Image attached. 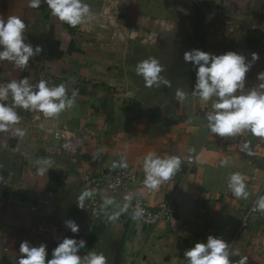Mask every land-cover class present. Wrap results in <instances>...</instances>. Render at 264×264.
<instances>
[{
	"label": "crops",
	"instance_id": "obj_1",
	"mask_svg": "<svg viewBox=\"0 0 264 264\" xmlns=\"http://www.w3.org/2000/svg\"><path fill=\"white\" fill-rule=\"evenodd\" d=\"M147 1L83 0L91 17L71 27L53 16L44 0L36 9L29 0H0V19L19 17L27 41L43 48L24 68L0 61V83L27 77L33 85L41 80L49 87L64 83L69 97L76 93L72 107L53 117L17 107L19 122L0 131V264H18L21 241L45 243L50 255L60 239L73 235L85 239L87 249L103 252L107 264H187L178 241L192 233H198L199 242L220 236L230 250L248 258L247 264H264V211L249 210L264 196V139L248 133L221 138L208 130L206 113L213 101L191 94L195 70L175 58L177 43L160 65L164 78L183 82L181 87H148L154 96L144 100L132 70L134 52L150 48L137 43L136 35L149 28L156 32L159 27L151 18H168L174 10L176 21L161 31L159 46L182 28L196 36L190 49L217 55L235 51L249 60L256 52L259 59L246 74L250 89L258 83L256 74L264 71V0H164L158 2L163 10L152 9ZM128 31H135V37ZM178 90L186 93L184 99ZM17 128L25 135H16ZM55 131L62 137L55 139ZM245 140L249 149L241 151ZM149 153L181 160L175 174L156 189L144 185L143 160ZM41 159L49 163L38 164ZM223 160L226 166H221ZM121 164L135 170L136 180L117 193L103 191L104 212L91 223L85 203L77 206L86 179L112 175ZM236 172L244 179L248 199L228 188V178ZM135 192L152 208L170 203L175 215L157 226L141 223L129 211ZM42 199L48 201L42 215L29 210ZM109 199L112 204L105 203ZM68 219L80 226L78 234L64 225ZM39 225L43 232L37 231Z\"/></svg>",
	"mask_w": 264,
	"mask_h": 264
},
{
	"label": "clouds",
	"instance_id": "obj_2",
	"mask_svg": "<svg viewBox=\"0 0 264 264\" xmlns=\"http://www.w3.org/2000/svg\"><path fill=\"white\" fill-rule=\"evenodd\" d=\"M44 2L53 16L71 27H76L91 17V9L83 0ZM41 3L42 0H29V7L36 9ZM25 29V23L17 16H10L7 20L0 19V61H10L17 68H24L30 59L40 56L42 46L28 42ZM128 32L135 37V31ZM258 59L259 54L256 52L251 53L250 60L235 51L217 55L191 49L183 53L184 62L190 63L195 70L191 94L204 102L213 101L211 110L206 113L207 128L213 135L223 138L248 133L264 139V71L256 74L258 83L250 89L246 87V74ZM163 71L155 58L142 60L135 68L136 74L143 77L147 87L159 86L161 83L170 86V81L160 75ZM176 95L184 99L186 93L178 90ZM9 96L11 103L7 102ZM75 96V92L71 97L67 95L64 83L49 87L46 81L41 80L33 85L27 77L0 83V131H7L10 125L19 122L17 107L41 111L48 117H53L72 107ZM15 134L21 137L25 135L19 128L15 129ZM249 143L245 140L240 150L247 151ZM37 163L47 165L49 161L41 159ZM227 164V160L221 161V166ZM180 165L181 160L176 156L161 158L155 153L147 154L143 160L144 185L150 189L158 188L163 181L175 174ZM121 166L126 167L124 164ZM40 171L43 172L44 169L41 168ZM228 188L236 197L248 199L249 193L239 172L229 176ZM94 194L93 189H84L78 197L77 206L83 208L84 201ZM105 203L112 204L113 200L109 199ZM255 204L264 211V196L258 197ZM127 207L125 204L121 211H125ZM142 214V209L134 213L137 217ZM119 215L117 212L110 219L115 220ZM64 225L73 234L80 231V226L72 219L65 220ZM82 250L86 253L83 256L80 254ZM18 251V264H107L103 252L87 249V241L77 235L60 239L50 255L45 243L33 245L27 240L20 242ZM233 257L239 259L234 260ZM184 258L187 264H247L248 260L246 256H241L239 251L230 250L229 243L222 237L213 235H208L206 241H198L186 249Z\"/></svg>",
	"mask_w": 264,
	"mask_h": 264
},
{
	"label": "built area",
	"instance_id": "obj_3",
	"mask_svg": "<svg viewBox=\"0 0 264 264\" xmlns=\"http://www.w3.org/2000/svg\"><path fill=\"white\" fill-rule=\"evenodd\" d=\"M50 80H52V82L54 81L53 78ZM53 136L55 139L61 138V131H55ZM189 160L193 161V158H190ZM135 180L136 172L130 167H123L112 175L100 174L88 177L85 181L83 190L90 188L95 192L94 196L84 201L91 218V223L98 221L104 212L102 195L103 191L111 194L117 193L127 189ZM47 203V200L42 199L38 202V204L29 205V210L42 215L41 207ZM138 209H142L143 211V214L139 217L134 215ZM249 210L251 213L262 211L256 206L255 202L250 206ZM129 211L135 219L139 220L145 225L150 226H157L162 222L169 221L176 213L174 206L167 202H163L156 208H152L138 192H135L132 196ZM44 230V225H39L37 228L38 232H43Z\"/></svg>",
	"mask_w": 264,
	"mask_h": 264
},
{
	"label": "rangeland",
	"instance_id": "obj_4",
	"mask_svg": "<svg viewBox=\"0 0 264 264\" xmlns=\"http://www.w3.org/2000/svg\"><path fill=\"white\" fill-rule=\"evenodd\" d=\"M158 2H161V4H162L164 2V0L163 1L162 0H148L147 4L153 5L152 9H158V10L162 9L163 10V8H161V6L158 5V4H160ZM200 2H201V0H200ZM140 3L142 4V2H140ZM158 10L155 13H157V12L159 13ZM177 10H176V13H177ZM166 12H167V10H166ZM193 12H194V9H193ZM170 14L171 15H169L168 13L166 14V16H168V18H164V17L159 18L158 16H153L151 18L152 25H157L159 27V30H157L156 32H155L156 29L149 28V32L146 31L145 33H139L138 35H136V42L137 43H139L140 45L150 47V48H145L143 50L135 51L136 53L134 52V56H133L134 59L132 60L134 62V67H132L134 83H135L136 87L139 89V94L141 95V97L147 101H151L154 95L150 94V92L147 91L149 89L145 85V81H144L143 77L136 74V72H135L136 65L140 61L145 60V59H150V58H155L158 62L160 61L159 62V64H160L161 61H163L167 57L169 58V56H171V54L173 53V52L170 53L171 51L169 50L173 45L175 46V44H173V43H177V45L175 47L178 50V53L176 54L175 58L180 59V57H181L183 59V53L185 51L191 50L190 49L191 43H192V41L194 42L196 39L195 35L180 31L182 29V28H180L178 33H173V34L171 33L170 35H168L169 39H167L166 42H164L163 44H161L159 46L158 43L161 40V38H163V36H164L163 32H161V31H165V32L168 31L169 29H171L170 27L173 24L172 22L176 21L174 10H172V12L170 11ZM138 19H136V21H138ZM136 24L139 26V24L141 25V22L136 23ZM144 28L146 29V27H144ZM184 68H186V67H184ZM160 75L162 77H164L163 73H161ZM181 83H183V82H181ZM181 83H175L174 81H170V84L173 85V87H175V86L181 87L183 85V84L180 85ZM159 86L166 87L163 83H161ZM159 86L153 85V87H156V88H159ZM153 87H151V88H153Z\"/></svg>",
	"mask_w": 264,
	"mask_h": 264
},
{
	"label": "trees",
	"instance_id": "obj_5",
	"mask_svg": "<svg viewBox=\"0 0 264 264\" xmlns=\"http://www.w3.org/2000/svg\"><path fill=\"white\" fill-rule=\"evenodd\" d=\"M198 233H192L190 237H188L187 239H180L178 241V248L182 254V252L184 250H186V248H191L192 246H194V244L196 242H198Z\"/></svg>",
	"mask_w": 264,
	"mask_h": 264
}]
</instances>
